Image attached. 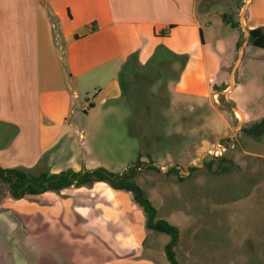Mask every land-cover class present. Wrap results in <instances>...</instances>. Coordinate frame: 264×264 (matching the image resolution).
Wrapping results in <instances>:
<instances>
[{"label":"crops","instance_id":"crops-1","mask_svg":"<svg viewBox=\"0 0 264 264\" xmlns=\"http://www.w3.org/2000/svg\"><path fill=\"white\" fill-rule=\"evenodd\" d=\"M203 2L0 0V167L29 172L42 166L48 173L104 168L84 145L82 117L120 114L121 70L133 54L139 65L159 46L188 55L173 90L209 98L217 83L203 21L211 39L217 12H202ZM254 19L250 25L246 12L250 29L264 26V13ZM221 20V28L234 29ZM234 37L236 45V31ZM120 189L103 181L74 184L37 194L40 201L14 199L13 207L19 216L35 217L36 246L51 247L53 264L60 256L71 264H160L145 246L151 231L145 212L131 191ZM114 249L136 253L104 260Z\"/></svg>","mask_w":264,"mask_h":264},{"label":"rangeland","instance_id":"rangeland-1","mask_svg":"<svg viewBox=\"0 0 264 264\" xmlns=\"http://www.w3.org/2000/svg\"><path fill=\"white\" fill-rule=\"evenodd\" d=\"M249 1L204 0L200 9L217 12L211 39L203 21L217 83L209 98L174 92L180 70L175 63L165 70V80L153 85L144 78L125 82L120 114L87 119L80 112L85 147L93 148L104 168L136 183L156 208V220L178 227L174 252L180 264H264V49L249 43V24L264 13V4L253 0L247 11ZM223 15L239 26L221 28ZM47 171L41 166L27 173L38 177ZM14 199L21 198L0 178V264H53L52 254L57 255L51 247L36 246L35 217L19 216ZM169 241L170 236L149 231L145 246L160 264H170ZM112 251L104 260L136 253ZM71 261L60 256L54 263Z\"/></svg>","mask_w":264,"mask_h":264},{"label":"trees","instance_id":"trees-1","mask_svg":"<svg viewBox=\"0 0 264 264\" xmlns=\"http://www.w3.org/2000/svg\"><path fill=\"white\" fill-rule=\"evenodd\" d=\"M224 22L230 24L233 28H237L239 23L231 18L222 16ZM172 26L169 27L167 35ZM249 43L254 47L264 49V26H259L249 30ZM188 55H177L169 49L159 46L154 52L153 57L146 65L137 64V54H133L123 65L121 70V84L124 89V83L130 82L133 85L139 78H144L151 85L160 80H165L168 67L177 63L180 66L179 74L173 80H180L181 74L188 62ZM264 126V123H262ZM264 132V128L262 129ZM214 160V158H212ZM133 170V169H131ZM176 167L171 171H176ZM0 178L9 183L12 196L14 198H23L26 194H42L47 191H59L63 188L74 184L81 185L88 182L103 181L118 184L122 188L133 192L134 199L141 206L147 217V228L157 233H163L170 236V241L165 247V253L170 264H180L174 252V247L179 240L180 232L177 226L171 224L167 220H156L157 210L152 202L144 195L136 183L129 181L125 176H120L99 167L92 170L75 171L68 169L60 173H43L38 177L30 176L27 170L22 168L4 169L0 167ZM115 178V180H114Z\"/></svg>","mask_w":264,"mask_h":264},{"label":"water","instance_id":"water-1","mask_svg":"<svg viewBox=\"0 0 264 264\" xmlns=\"http://www.w3.org/2000/svg\"><path fill=\"white\" fill-rule=\"evenodd\" d=\"M224 137H228V136H223L222 138H224ZM205 155H211V153H210V152H206ZM203 158H204V156H202L201 160H202Z\"/></svg>","mask_w":264,"mask_h":264}]
</instances>
